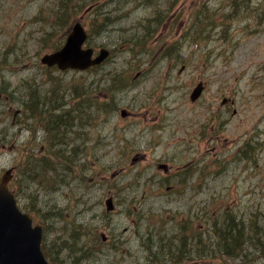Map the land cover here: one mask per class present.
I'll use <instances>...</instances> for the list:
<instances>
[{
	"label": "rangeland",
	"instance_id": "1",
	"mask_svg": "<svg viewBox=\"0 0 264 264\" xmlns=\"http://www.w3.org/2000/svg\"><path fill=\"white\" fill-rule=\"evenodd\" d=\"M92 1L78 13L70 3L74 15L61 20V0H0V47L9 53L0 83L23 82L8 111L0 99V175L14 167L18 180L23 156L37 149L46 125L53 129L45 139L63 153L55 172L28 167L25 186L17 183L26 192L21 205L46 218L50 256L62 264H153L158 250L150 245L161 242L175 248V261L184 253L182 264H264V0H209L201 26L193 24L197 0H179L172 10L171 0H96L103 8L87 13ZM156 9L164 21L153 24ZM96 17L102 25L94 34ZM80 19L91 34L87 44L110 50L102 68L43 66L42 56ZM144 25L153 31L144 34ZM200 82L205 88L194 102ZM31 97L51 109L45 117L81 103L66 121L74 130L41 122L39 111L29 130L10 129L25 118L24 104L15 115L21 99ZM9 129L18 139L3 147ZM248 141L246 158L240 151ZM110 197L114 209L107 212ZM226 211L262 243L231 257L212 247L199 255L200 247H190L193 231L208 245Z\"/></svg>",
	"mask_w": 264,
	"mask_h": 264
},
{
	"label": "trees",
	"instance_id": "2",
	"mask_svg": "<svg viewBox=\"0 0 264 264\" xmlns=\"http://www.w3.org/2000/svg\"><path fill=\"white\" fill-rule=\"evenodd\" d=\"M178 1L179 0H171L169 2V9L172 10ZM228 1L229 0H227L226 3H229ZM238 1L245 2L247 0H232V2H230V4L233 6V3L238 4ZM208 3H209V0H197L196 1L195 8H194V12L196 13V17L193 21V24L201 26L205 16H207V20H208L209 11H210ZM85 4H87V0H78L79 8H82ZM154 12H155V15H154L155 17L151 16L149 18L150 23L157 24V23L164 21V16L161 13H159V11L157 9ZM213 17L214 16L212 15V18ZM218 26H220V23H218ZM144 27L146 29L144 34H150L153 31L152 29H150V26L144 25ZM198 35H200V34L198 33ZM197 40H198L197 37H195L194 41L197 42ZM136 41L141 42V38H139V39L136 38ZM174 48L177 49V45L174 46ZM167 54L173 55L172 50L170 51V46L168 47ZM8 58H9L8 49L4 46L0 47V59H2L0 61V63L3 62V64H2L3 67H5L8 64ZM0 92L10 95L9 87H7V85H5V84H0ZM80 105H81V103L77 104V106L74 105L73 107H71L68 110H65L62 112L60 111V112L56 113L55 116L51 115L49 117H45V115H44L47 111H51V109L48 106H46V103L41 104L40 101L36 100V102L34 104L32 103L29 107L31 109L32 114L35 111H39L40 114H42V118L40 119L41 122L47 123L48 121L53 120L57 123L58 127L64 128L65 132H68L69 130H74V128H73V126L69 127L66 124L67 118L69 119V115H72L73 112H75L76 110H79ZM45 108H46V110H45ZM60 108H62V107L61 106L57 107L56 110H60ZM33 116L37 118V117H39V114H34ZM72 121L74 122V118L72 119ZM52 131H53V129H50L47 125L45 126L44 132L46 134L50 133ZM1 143H3L2 140H0V144ZM42 144L44 147L42 150L44 152V155L48 159H46V158L44 159L45 163L41 159H40V161L43 163V166H45V167L40 168L39 166L33 165V164L30 166V164H29L30 154L26 155L25 158L23 156L22 166H23V163H24V166H23L22 171H21V173L23 174L22 175V187L25 186V181H24V180H26L25 173L27 172L28 167H35L38 170L45 171L48 173H53V172H55V170L57 168V163H58L59 159L63 157L62 151H60V150L53 151L50 148V143L48 141L44 140ZM252 150H253V146L248 141L247 143H244L241 153L244 156L248 157V156H250L249 152ZM54 158L57 159V161L54 160ZM26 182H27V180H26ZM48 188H56V186L48 187ZM18 194H20V196L23 197V195L25 196L26 192H23L20 189H18ZM251 225L252 224L249 221L248 226L250 227ZM183 228H184V230L182 232L184 235H186L188 230H186V226H183ZM211 231H212V234H211L212 238L207 240L208 245L204 244L203 246H200L199 244L204 242V240H202L204 233L203 232L201 233V231H199V230L193 231L198 236V238L196 240H194L193 242H191L190 247H192V249H194L195 247H200L201 251H200L199 255L203 254L205 252L206 248L212 247L213 248L212 251H215L216 255H219L220 257L221 256L231 257V256H236L240 253H243L247 244L252 243L254 245H258V244L262 243V239L255 238V237L253 238L251 236L252 232H249V228H247V225H245L242 220H238V218L235 214H232L228 211H226V213L223 216L221 221L214 223ZM180 242L182 244H185L186 239L182 238ZM158 243L159 244H157L156 242H153L150 245L151 251L154 248H157V250H158L157 252H154L155 257L153 259V264H158V263L161 264L162 262H168L165 264H182L184 262V261H180L182 259V257H184V253L181 254V259L179 261H175V257L171 256V254L174 253L173 250H175V248L172 246H165L161 242H158ZM43 247H44L46 254L48 256H50V254H51L50 249L47 246H45V244ZM78 249H80V248H78V247L73 248L74 251H76ZM165 256L167 257L168 261H163L162 258H164ZM53 260L58 261V264H62V262L59 260H56V259H53Z\"/></svg>",
	"mask_w": 264,
	"mask_h": 264
},
{
	"label": "water",
	"instance_id": "3",
	"mask_svg": "<svg viewBox=\"0 0 264 264\" xmlns=\"http://www.w3.org/2000/svg\"><path fill=\"white\" fill-rule=\"evenodd\" d=\"M85 33L80 25L74 27L64 48L43 60L48 63H58L62 69L67 67H88L93 63H100L108 53L106 50L98 59H92V49L83 51L81 48L85 40ZM205 88L200 82L191 94V100L197 101ZM164 168L168 169L167 165ZM11 170L0 178V264H52L42 251V226H33V219L29 214L22 213L14 199V194L8 188ZM108 210L113 209L112 199L107 200Z\"/></svg>",
	"mask_w": 264,
	"mask_h": 264
},
{
	"label": "bare ground",
	"instance_id": "4",
	"mask_svg": "<svg viewBox=\"0 0 264 264\" xmlns=\"http://www.w3.org/2000/svg\"><path fill=\"white\" fill-rule=\"evenodd\" d=\"M47 213H51V215H57V211L53 210V209H49L48 211H46Z\"/></svg>",
	"mask_w": 264,
	"mask_h": 264
},
{
	"label": "flooded vegetation",
	"instance_id": "5",
	"mask_svg": "<svg viewBox=\"0 0 264 264\" xmlns=\"http://www.w3.org/2000/svg\"><path fill=\"white\" fill-rule=\"evenodd\" d=\"M169 169V168H168Z\"/></svg>",
	"mask_w": 264,
	"mask_h": 264
}]
</instances>
